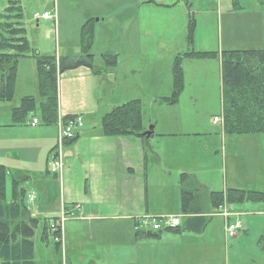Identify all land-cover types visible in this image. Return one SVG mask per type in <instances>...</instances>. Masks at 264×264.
<instances>
[{
    "label": "crops",
    "instance_id": "1",
    "mask_svg": "<svg viewBox=\"0 0 264 264\" xmlns=\"http://www.w3.org/2000/svg\"><path fill=\"white\" fill-rule=\"evenodd\" d=\"M155 1L158 3L147 0H72L74 5L72 8L70 6L72 4L68 3L69 0H57L54 4L57 9V25L58 18H61L66 28L62 34L59 24L58 45L61 53L57 56L81 54V29L91 20L94 32L92 53L95 58L97 55L101 57L102 62L96 63L94 58V67L82 65L59 74L56 123L31 124L34 118L40 119L39 104L42 98L39 93V101L36 100V110L33 111L35 113L29 118L28 114L23 122L17 123L12 111L11 123L0 124L2 131L0 149L3 156L4 150L9 152V163H20L17 157L10 155V150H15L18 157V154L22 157L39 155L41 162L39 169L44 167V162L46 163L45 171L37 179V184L44 191L38 193L41 195L40 201L32 214L36 217L44 216L52 219L60 215L55 213L58 209L60 211L61 208H65L64 210L68 212L66 223L76 225L84 222L90 226L106 222L125 223L126 229L118 240L109 237L110 244L120 245L121 261L125 264L128 260H135L136 263L144 260L140 262L141 264L167 262L180 264L182 254L180 248L188 235L185 233L204 234L213 220L212 217H221L220 226L226 237L227 223L235 221L232 218L246 217L243 221L245 226L243 229L246 231L255 221L254 216L264 214L263 201L224 203L216 208L210 206L209 189L200 179L206 166L201 167L198 150L200 154L201 150H209V145L206 141H202L201 137L219 135L222 138L226 135L224 126L222 125L223 133H218L217 129H212L210 132L187 129L182 115L178 116L171 110L179 105L181 97L175 104L163 102L162 99L169 96L166 95L168 92L171 95L173 87L168 86L166 82L162 85L160 73L155 72L154 69L146 70L148 65L144 67L142 61L143 56L164 50L176 43L172 39H165L166 34H170V29L167 27L169 20L166 18H170L168 15L173 18L175 12H178L182 20H179L181 23L179 32L182 34L188 16L192 14V2L191 0ZM252 1L256 5L254 9L247 11L248 9H243L240 0H232L233 7L228 13H234V18L240 19V28L246 32L244 43L259 46L260 40L252 38H258L264 32V16L258 12L259 7L264 6V0ZM217 3V6L222 4L218 1ZM69 9L72 11V16L69 14ZM217 9L218 13L222 10L220 7ZM71 20L74 21L73 24ZM46 21L53 20L46 19ZM116 21L119 23V31L112 33L119 36L118 49L99 44V39L105 35L104 28ZM108 41L110 42L109 37ZM36 49L48 54L42 47ZM105 54L116 55L117 64L106 71L96 72V67L103 66L102 56ZM23 63L24 60L18 61L15 91L25 80V74L21 69ZM28 64L29 78L39 92L35 59L31 57ZM159 83L162 85L161 89ZM146 96L149 97V102L145 104ZM133 99H141L146 107L144 122L147 129L152 128L150 137L135 134L104 135L101 129L102 117L113 108ZM72 116L81 117L84 126L77 129L78 137L74 142L65 144L63 170L60 175H55L49 172V162L58 143V121L59 118L66 119ZM213 123L218 122L213 120ZM183 136L196 137L195 142L189 143L193 152L185 154L184 147H188V144L184 145L176 141V138ZM9 142L13 145L6 148L5 144ZM175 145H178L177 150ZM33 163L36 166L37 162ZM183 174H186V177H183ZM168 181L172 183L176 181V184H164ZM54 182L57 183L60 192H53ZM185 197L187 211L183 210ZM52 206L55 208L52 209ZM214 209L219 211L226 209L230 214L228 217L221 214L211 215ZM30 210L32 211L31 208ZM165 214H184L183 220L190 216L203 215L209 218V222L205 230L199 233L183 230L182 232L162 231L158 236L142 234L143 228L139 226L140 217ZM66 229L68 230V225ZM94 236L93 233L91 239H95Z\"/></svg>",
    "mask_w": 264,
    "mask_h": 264
},
{
    "label": "rangeland",
    "instance_id": "2",
    "mask_svg": "<svg viewBox=\"0 0 264 264\" xmlns=\"http://www.w3.org/2000/svg\"><path fill=\"white\" fill-rule=\"evenodd\" d=\"M217 1L222 3L221 6H217ZM55 2L57 3V0H20L24 12L22 21L27 29V37L31 46L33 48L42 47L48 54L59 55L61 53L58 45L59 24H61L62 34L66 29L65 24L60 20L61 18H58L59 24L55 25L53 19V21L48 22L43 17L45 11L54 12L56 9L54 6ZM190 2H192V14L189 16L193 15L196 22L194 43L190 46L186 40L187 22L185 30L180 34L181 23L179 20H182L179 13L175 12L173 18L168 15L170 18L166 19L169 20L167 27L170 29V34H166L165 39H172L176 43L169 48H164V50L161 49V51L156 53L143 56V65L144 67L148 65L146 70L154 69L155 72L160 73L162 85L166 82L168 86L173 87V65L178 54L191 49L217 51V57L203 58L204 60L202 58L182 57L185 88L182 90V92L184 91L183 94L181 92V99L179 97V105L171 110L178 116L182 115L183 120L186 122V128L191 131L210 132L212 129H217L218 133H223L222 125L224 119L216 124L213 123L214 115L220 116L222 110L221 52L225 49L264 46V32L258 38H252L257 41L260 40L259 46L244 43L246 41V32L240 28V19L234 18V13H228L230 8L232 9L233 7L232 0H191ZM240 2L244 7L243 9H248L247 11L254 9V5H256L252 0H240ZM68 3L72 4V0H69ZM261 4L259 1V5ZM7 6L8 0H0V18ZM70 6L73 8L74 5ZM218 7L222 8L220 13H218ZM259 8L258 12H261L262 16H264V6ZM35 13H39L42 17L39 20L34 19L33 15ZM69 14L72 16L71 9H69ZM71 23L73 24L74 21L71 20ZM73 28L72 26L71 29ZM104 30L105 35L99 39L98 43L118 49L119 36L112 33L113 31H119L118 21L113 22ZM253 31L255 33V28ZM248 32L250 33V31ZM108 37L110 42H107ZM30 58L21 57L19 59V61L24 60L21 69H23L25 74V80L16 89L13 100L0 102L1 125L11 123L13 119L12 111L16 106L20 105L22 97L34 96L39 101L38 89L29 78L28 60ZM95 62H102L101 57L97 55ZM150 73L154 72L150 71ZM162 85H159V89H161ZM166 95L170 96L169 92ZM144 102L145 104L149 102L148 96H146ZM144 109H146L145 106ZM33 113L35 112L29 113L28 118ZM194 138L196 137L188 138L183 136L176 138L178 143L188 144V147H184L185 154L193 152L189 143L195 142ZM201 140L207 142L209 150H201V154L198 150L199 163L201 167L206 166L205 171L200 175V179L205 182L204 184L209 190L225 191L236 186L243 189L264 191V133L226 134L222 138L219 135H212V137L209 136L207 138L201 137ZM9 145H13V143H6L5 147L7 148ZM175 146L177 150L178 145ZM10 152V155L17 157L20 163H9V152L4 150L3 156V152L0 149V163H7L9 171L7 190L10 192L13 178L23 179V186L28 194L33 191L35 195V200L28 204L32 209V213L36 204L40 201L41 195L38 193L44 191L37 184V179L45 171L46 163L44 162V167L42 166L43 168H40V170L39 155L34 157L25 155L26 157H22L18 154V157L15 150H10ZM33 162H37L35 163L36 166H34ZM30 163L33 164L29 165ZM164 184H176V181L173 183L168 181ZM52 189L53 192H60L56 182H54ZM54 208L55 206H52V209ZM224 210L227 211L226 209ZM57 211L55 213L59 215V209ZM214 211L217 212L219 210L214 209ZM212 219L204 234L185 233L188 235L184 240V245H181L180 248L182 253L180 264H264V214L254 216L255 221L250 228L248 227L246 231L241 229L236 237H228L227 234L225 237L222 226H220L222 225L221 217H212ZM232 219L237 220L235 217ZM245 219L246 217L244 219L242 217L243 221ZM67 225L68 230L66 229ZM125 229V223L122 224L121 222L99 223L94 226L84 222L76 223V225L64 222L62 248L58 251L55 246V239L52 236L49 237L48 241H43L40 238L42 232L41 223L36 228L34 235V240H36V264H125L121 261L122 249L120 245L109 243L111 241L109 237L118 240ZM93 233L95 234V239H91ZM112 241L115 242V240ZM125 256L128 257V254L125 253ZM140 262H144V260H140ZM140 262L136 263L135 260H128L127 264H141Z\"/></svg>",
    "mask_w": 264,
    "mask_h": 264
},
{
    "label": "trees",
    "instance_id": "3",
    "mask_svg": "<svg viewBox=\"0 0 264 264\" xmlns=\"http://www.w3.org/2000/svg\"><path fill=\"white\" fill-rule=\"evenodd\" d=\"M147 2H156L147 0ZM158 3V2H156ZM24 12L20 0H8V6L1 14L0 21V102L11 101L15 95L18 61L21 57H33L36 62L38 88L42 98L39 104L41 124L57 122L58 115V77L59 74L82 65L94 67L95 55L92 53L94 32L91 20L81 29V54L61 56L45 54L33 48L23 25ZM196 22L189 16L186 27V40L194 43ZM215 58V50L197 51L194 49L178 54L173 65V88L170 96L163 102H178L184 88L182 57ZM103 66L96 72L106 71L117 64L116 55L105 54ZM223 80V122L226 134L264 133V47L225 49L221 52ZM34 96H24L20 105L13 109L15 122H23L26 116L36 110ZM144 105L141 99H133L107 112L101 119L104 135L119 136L135 134L142 136L147 130L144 122ZM76 135L66 144L77 139ZM9 171L0 164V264H36L35 240L36 228L42 223L41 239L50 237V218L36 217L31 213L27 201L28 192L23 179L11 180L10 192L7 190ZM186 177V174H183ZM210 206L219 207L224 203H242L247 200L264 201V191L241 188H228L225 191L208 190ZM183 210L187 211L186 197ZM185 215L183 216L184 219ZM56 218V217H54ZM175 227H163L159 230L143 229L146 236H158L162 231L182 232L190 230L202 232L209 218L203 215L190 216ZM55 246L61 250L60 232L55 231Z\"/></svg>",
    "mask_w": 264,
    "mask_h": 264
},
{
    "label": "built area",
    "instance_id": "4",
    "mask_svg": "<svg viewBox=\"0 0 264 264\" xmlns=\"http://www.w3.org/2000/svg\"><path fill=\"white\" fill-rule=\"evenodd\" d=\"M35 19L42 17L39 13H35L33 16ZM44 18H53L55 22L57 21V12H45L43 14ZM214 121H219L218 117L214 118ZM38 123V119L34 118L32 121L33 125ZM83 127V121L81 117H73L64 121L62 118L59 119V133H58V143L54 151V155L50 161V171L55 174H61L64 166V147L65 142L69 139H72L76 135L77 129ZM34 194L29 195V201L34 200ZM223 215L229 216V213L225 210L222 212ZM219 214V213H218ZM181 214H166V215H145L142 216L139 220V224L143 228H150L153 230H159L163 227H175L181 223ZM67 219V213L62 210L60 216L57 220L51 223L52 232L59 231L61 233V240L63 236L64 222ZM243 221L238 219L236 222L228 223L226 226V233L229 237L236 235L237 231L242 228Z\"/></svg>",
    "mask_w": 264,
    "mask_h": 264
},
{
    "label": "water",
    "instance_id": "5",
    "mask_svg": "<svg viewBox=\"0 0 264 264\" xmlns=\"http://www.w3.org/2000/svg\"><path fill=\"white\" fill-rule=\"evenodd\" d=\"M152 128H149L148 130H146L145 132H143V136H145L146 138H149L150 135L152 134Z\"/></svg>",
    "mask_w": 264,
    "mask_h": 264
},
{
    "label": "bare ground",
    "instance_id": "6",
    "mask_svg": "<svg viewBox=\"0 0 264 264\" xmlns=\"http://www.w3.org/2000/svg\"><path fill=\"white\" fill-rule=\"evenodd\" d=\"M124 28V27H123Z\"/></svg>",
    "mask_w": 264,
    "mask_h": 264
}]
</instances>
